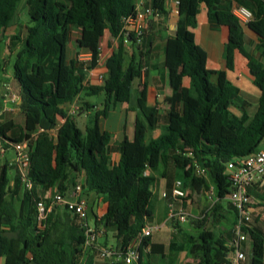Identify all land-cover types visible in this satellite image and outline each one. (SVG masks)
<instances>
[{"label":"trees","instance_id":"16d2710c","mask_svg":"<svg viewBox=\"0 0 264 264\" xmlns=\"http://www.w3.org/2000/svg\"><path fill=\"white\" fill-rule=\"evenodd\" d=\"M22 1L0 0V58L2 45L9 43L13 55L8 66L13 69L15 87L11 90L19 96V102L11 104L24 117L21 126L5 112L0 115V264H82L88 251L112 264H126L124 260L103 259L99 249L123 250L141 237L154 215L156 179L146 172L160 166L165 167L164 176L171 166L185 190H214L215 201L201 217L189 220L184 229L175 224L191 263L231 264L227 239L216 235L209 224L217 223L226 211L228 217L223 218L235 226L238 211L228 199L232 185L227 165L264 147V0H180L178 32L170 37L165 50V64L172 72L170 109L163 116L150 107L147 86H143L138 93L134 138H126L117 148H112V135L100 129L99 119L107 116L110 104H130L133 82L141 77L144 63L136 52L143 45L145 31L138 44L134 33L127 34L125 22L137 15L135 0H26L27 23L20 20ZM150 7L154 15L167 13L166 0H152ZM202 7L210 20L228 29L227 70L233 69L236 51L248 61L249 73L260 91L253 116L247 111L250 103L241 98L227 72L208 68V54L191 31ZM238 7L249 8L253 21L241 23L234 15ZM12 27L15 32L11 35ZM245 30L257 36L258 53L246 49ZM75 31L79 34L74 40ZM106 32L118 41V47L105 62L103 85L91 87L87 78L98 68ZM73 40L74 57L69 51ZM82 52L90 54V61L80 58ZM4 71L0 59V81ZM83 93L107 97L105 108L91 116L84 130L77 116L94 106L83 101ZM76 102L79 112L70 115L66 106ZM233 107L241 115L235 114ZM162 123L160 136L148 141V133ZM24 141L31 145L27 175L31 190L14 162L9 165L1 158L8 152L15 157L14 145ZM114 151L121 156L117 163L111 158ZM11 168L17 171L13 186ZM198 168L205 171L203 176ZM82 172L86 175L81 184L84 195L94 194L106 204L105 214L93 226L97 242L90 248H86L85 229L78 217L56 207L41 228L35 207L45 194H66L70 186H78L77 175ZM189 196L181 200L187 201ZM250 224L252 228L244 229V244L252 242V257L243 264H264V230L253 214ZM109 232L115 233L116 245H101L99 239ZM150 240L143 239L141 258Z\"/></svg>","mask_w":264,"mask_h":264},{"label":"crops","instance_id":"0c3cea01","mask_svg":"<svg viewBox=\"0 0 264 264\" xmlns=\"http://www.w3.org/2000/svg\"><path fill=\"white\" fill-rule=\"evenodd\" d=\"M177 0H166V15L164 16H146L143 22L145 30V38L143 40V45L138 48L136 54L144 63V67L141 72V77L133 82L132 87V101L130 104H110L107 116H101L99 119L100 129L104 132H108L112 135V148H117L120 143H122L126 138L128 140H133L134 138V125L137 118V100L138 93L143 88L147 86V103L150 107L156 108L163 116L167 115L170 104L169 100L172 95V88L170 86V77L172 78V72L167 68L166 62V45L170 37L176 36L178 32V15L174 12L175 2ZM137 5V13H142L145 8L150 7L152 0H135ZM25 10V9H23ZM28 22V20H26ZM15 29V27H14ZM129 32L134 33V26L128 27ZM191 31L195 35L197 44H199L208 54V68L213 71H226L228 79L240 90V96L247 102L252 103V99L259 98L260 91L255 89L253 79L249 73L246 58L236 51L234 53V66L232 70H227V58H228V36L229 32L226 27L220 26L215 21H212L208 17V11L206 7H202L200 14L197 17V26ZM79 31L74 32V40L77 38ZM245 35L248 36L252 41H255L258 46L257 36L245 30ZM70 44L69 51L74 57L77 49L75 48V41ZM7 47H10L9 43H6ZM118 47V41L113 39L109 32H106L101 43V55L100 60L105 63L107 59L112 55L113 51ZM126 48L129 55L133 54L132 47L127 44ZM12 50V49H11ZM251 51V50H250ZM10 57L13 55L12 52L9 53ZM80 58L85 61H90L91 56L89 53L82 52ZM4 68V66L2 65ZM105 72V68L98 67L89 73L87 78V85L91 87L101 86L103 83L99 81V74ZM8 81V82H7ZM215 81V79H214ZM14 85V79L12 72L1 74L0 81V93L1 88L4 85L12 84ZM104 94V93H100ZM98 94V95H100ZM105 95V94H104ZM97 96V95H93ZM106 96V95H105ZM92 96H86L85 93L81 95L84 102L89 103L94 106L93 109L89 110L84 114H78L77 120L84 118V127H86L91 116L96 114L105 108L107 104V97L104 104H98L92 101ZM4 98V97H3ZM7 103V102H6ZM79 102L73 105L66 106V110L70 115H75L79 112L78 110ZM76 109V113L73 111ZM234 111H238V108L233 107ZM249 109V108H248ZM19 112V109H13L9 103H7L6 113L9 119H13L17 124H24V117L22 115H17L15 112ZM233 111V112H234ZM248 111V110H247ZM3 112V113H4ZM2 114V113H1ZM0 114V115H1ZM1 121V119H0ZM61 121L59 122V125ZM164 129L165 123L161 124ZM163 130L160 128L148 133V141L155 139L160 136ZM8 160L9 165H12L14 161V153L8 152L2 155L1 158ZM120 153L114 151L112 153V161L118 162L120 160ZM169 171L165 174V167L160 166L156 171L147 170L146 174H152L156 181L154 185V198H153V208L156 202L163 203L162 209L166 213V218L163 222V228L165 226L169 229H158L154 231L151 236L149 245L143 250L142 258L140 264H192L189 258V253L187 250V245L183 238L178 239L174 237L176 233L172 226L170 225L169 216L172 208L175 210H184L189 213L193 218H199L206 211V207L201 205L199 201V196H193L190 189H186L190 199L187 201H182L180 199H174L172 196V188L177 180H181L177 173L173 171L170 166ZM13 171L10 175L12 177L11 185H14V177L17 173L16 169L11 168ZM79 177L78 185L85 183L86 175L84 172L77 175ZM73 186L69 187L66 192L67 195H71L74 191ZM250 198L252 214L254 219L264 230V178H258L253 186L250 187ZM82 198L85 199L89 205V215L92 212L94 216V225L96 226L97 218H101L106 212V204L103 200L94 194L83 193ZM214 203V202H213ZM213 203L209 206L211 207ZM157 206V204H156ZM208 207V208H209ZM62 208V207H59ZM217 220V223H210L209 226L215 232L216 235H223L227 239V245L230 247L233 241V224L224 219L223 216L228 217L226 211L222 212ZM149 226V225H148ZM158 232V233H155ZM156 234L158 236H156ZM115 233L109 232L106 236L99 239L101 245L113 246ZM175 244V247H173ZM116 245V244H115ZM163 247V248H161ZM242 248L246 252V243L243 244ZM87 261L84 262L82 259V264H112L111 261H105L99 259L95 255V251H88ZM232 256V252L229 254V258ZM247 256V255H246ZM116 261V260H115ZM134 264H139L136 262ZM250 264V263H246Z\"/></svg>","mask_w":264,"mask_h":264},{"label":"built area","instance_id":"2783aa9c","mask_svg":"<svg viewBox=\"0 0 264 264\" xmlns=\"http://www.w3.org/2000/svg\"><path fill=\"white\" fill-rule=\"evenodd\" d=\"M180 0L175 2L174 12L179 14ZM234 15L237 19L243 23L248 24L254 19L253 12L247 7H238L234 10ZM146 16H159L154 15V11L151 7L144 9L142 13H137L136 17H129L125 19L126 32L129 34L128 27L134 26V34L138 40V44L142 42L144 35V20ZM98 67H105L100 59L98 61ZM106 73H100L98 78L101 83L105 82ZM10 91L11 102L18 103L19 96L12 92L10 87L6 88ZM76 113V109L73 111ZM15 158L14 164L17 166L18 171L22 177L23 182L26 184L29 190L32 189V184L28 180L27 175L30 167V151L31 145L29 141L20 142L14 145ZM199 174H204L205 171L198 168ZM227 173L229 181L232 185V192L228 196L229 201L238 211V220L233 228L234 239L230 245L232 256L230 257L231 264H243L246 261L247 256L243 251V244L247 239L244 233L245 228H252L250 222L252 221V207L250 198V187L253 186L258 178H264V147L257 153L250 155L240 162H229L227 165ZM210 199L215 201L214 190H210ZM83 188L78 185L74 188L71 195L62 194L58 191L54 192L51 196L46 194L41 196L35 202L38 220L41 222V228L45 227L49 215L56 207H62L66 209L72 216L78 217L83 224L86 235V248L93 247L97 242V231L90 225L89 220V205L85 199L82 198ZM188 195L187 191L183 188V182L177 180L172 190V196L174 199H183ZM50 200V202L48 201ZM192 216L184 210H175L172 208L169 220L179 221L181 223L188 222ZM193 218V217H192ZM158 228L147 226L141 237L134 240L130 245L123 250L115 249L112 247L100 248V257L103 259L112 260H124L126 264H134L139 262L141 258L140 248L143 239L151 237L154 231Z\"/></svg>","mask_w":264,"mask_h":264},{"label":"rangeland","instance_id":"374dc122","mask_svg":"<svg viewBox=\"0 0 264 264\" xmlns=\"http://www.w3.org/2000/svg\"><path fill=\"white\" fill-rule=\"evenodd\" d=\"M26 0H23L21 2V15H20V20L22 22H26V20H29V16H28V9L27 7L24 6V3H25ZM25 9V10H23ZM15 32V29L14 27H12L10 30H9V34H13ZM247 37V40H248V43L246 44V49L247 50H251L252 52H254L255 54L258 53V46H257V43H255V41H252V39H250L248 36ZM12 52L11 48L9 49V46L7 47V44H3L2 45V53H1V64L4 66V73H10L12 72L13 73V69L12 67H9L8 64H9V61H10V55L9 53ZM8 82V81H7ZM170 86L172 88V78L170 77ZM7 87H10L12 88L14 91H15V87L12 84H9V85H4L1 90L2 92L0 93V114L3 113L4 111H6V108H7V103L11 104V96H10V91L7 90L6 88ZM255 89H257V87H255ZM258 90V89H257ZM259 91V90H258ZM4 97V98H3ZM92 101L94 102H97L98 104H104V101L106 99V96L104 94H100V95H97V96H92ZM258 101H259V98H256V99H252V103L248 109V114L253 116L255 114V112L257 111V108H258ZM7 102V103H6ZM232 111H234V109H232ZM17 115L20 113L17 111L15 112ZM235 114L237 115H241V111H234ZM84 118H80L78 120V124H79V127L84 130L85 127H84ZM89 124V123H87ZM161 130H163V127H160ZM13 171L10 170V174L12 173ZM200 175H204V174H200ZM12 186V185H11ZM193 196H199V201L201 203V205H203V207L205 206L206 208H208L213 202L214 200L213 199H210L209 196H210V191H202L201 193H195L193 194ZM157 204V206H156ZM156 204H154V208H153V211H154V215L152 217V219H150L149 221V226L153 227V228H158V229H164L163 228V222L166 218V213L164 211V209H162V205L163 203H158L156 202ZM193 218L191 217L190 220H192ZM89 223L90 225H94V216L92 214V212H90V215H89ZM179 223V227L180 228H185L187 225L190 224V221L189 222H184V223H181L177 220L173 221V225L172 228L174 230V233H176L174 235L175 238L178 237V239H181L182 238V235L177 234L178 231H180V229L177 227V229L175 228V224ZM165 229H169V227L165 226ZM164 229V230H165ZM155 233H158V232H155ZM156 236H158L156 234ZM113 245L116 244V242H113L112 243ZM246 255H247V259H248V262L251 261V257H252V242L251 241H248L246 243ZM84 262L86 263L87 261V256L85 255L84 256Z\"/></svg>","mask_w":264,"mask_h":264},{"label":"water","instance_id":"95a60500","mask_svg":"<svg viewBox=\"0 0 264 264\" xmlns=\"http://www.w3.org/2000/svg\"><path fill=\"white\" fill-rule=\"evenodd\" d=\"M10 106L12 107L13 105H12V104H10Z\"/></svg>","mask_w":264,"mask_h":264}]
</instances>
